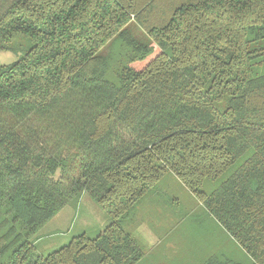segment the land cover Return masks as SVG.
Listing matches in <instances>:
<instances>
[{
  "label": "trees",
  "instance_id": "trees-1",
  "mask_svg": "<svg viewBox=\"0 0 264 264\" xmlns=\"http://www.w3.org/2000/svg\"><path fill=\"white\" fill-rule=\"evenodd\" d=\"M0 51V264H143L168 175L244 252L194 264H264V0H0ZM84 193L107 225L41 253Z\"/></svg>",
  "mask_w": 264,
  "mask_h": 264
},
{
  "label": "rangeland",
  "instance_id": "rangeland-1",
  "mask_svg": "<svg viewBox=\"0 0 264 264\" xmlns=\"http://www.w3.org/2000/svg\"><path fill=\"white\" fill-rule=\"evenodd\" d=\"M16 59L14 53L0 51V64ZM147 61L148 59L140 60L134 65L142 68ZM175 178L168 175L160 182L165 196L168 195L170 200L155 196L136 209L140 218L145 217L133 228L135 236L144 243L146 249L143 264H194L192 259L196 256L200 258L205 252L208 254L211 249L221 245L243 256V250L240 253L239 246L226 238L217 224L209 222L206 227H201L196 223L197 216L205 211L202 207H196L193 195ZM79 202L65 206L44 224L41 230L43 236L37 241L41 253L47 254L59 249L84 232L95 237L107 225L109 216L87 193L81 199L82 213ZM179 202L183 205L178 210L180 215H176ZM189 208H192V213L184 215Z\"/></svg>",
  "mask_w": 264,
  "mask_h": 264
},
{
  "label": "crops",
  "instance_id": "crops-1",
  "mask_svg": "<svg viewBox=\"0 0 264 264\" xmlns=\"http://www.w3.org/2000/svg\"><path fill=\"white\" fill-rule=\"evenodd\" d=\"M83 195H84V194H83ZM83 195H82V196H83ZM82 196H81V199H82ZM81 199L79 200V201H80V202H79V204H80L79 208H80V212L82 213V212H83V209L81 208V203H82V202H81ZM39 241H40V240H39ZM38 243H39V242H37V245H38Z\"/></svg>",
  "mask_w": 264,
  "mask_h": 264
}]
</instances>
